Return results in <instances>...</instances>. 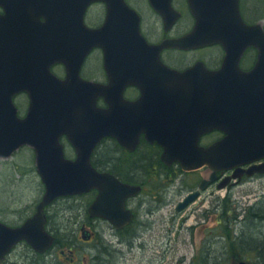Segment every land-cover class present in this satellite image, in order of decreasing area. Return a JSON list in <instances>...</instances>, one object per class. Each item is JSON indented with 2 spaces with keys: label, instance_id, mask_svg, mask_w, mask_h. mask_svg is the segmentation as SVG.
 <instances>
[{
  "label": "water",
  "instance_id": "1",
  "mask_svg": "<svg viewBox=\"0 0 264 264\" xmlns=\"http://www.w3.org/2000/svg\"><path fill=\"white\" fill-rule=\"evenodd\" d=\"M97 1L106 4L105 22L99 27L86 26V11ZM172 1L151 0L167 22L180 15ZM189 1L196 18L194 28L182 37L154 45L141 33L140 16L126 0H0L7 7V13L0 15V157H10L23 145L32 146L38 173L46 186L35 215L22 226L11 227L0 221V263L20 240L42 252L51 246L54 236L45 229L43 210L59 196L95 188L99 194L91 205L93 214H124L126 198L138 193L141 186L124 183L93 165L92 154L105 137L112 136L132 149L144 132L150 142L157 141L164 147L163 159L168 163L179 160L186 171L209 164L212 173L201 183L202 189L217 179V171L236 168L232 176L219 183V188L244 172L252 175L264 171V165L241 167L264 158L263 24L244 21L240 0ZM56 2L61 17L59 34L52 33L56 8L54 12L52 9ZM31 7L36 10L35 15L49 9L50 18L43 28L29 13ZM67 24L70 27L65 29ZM217 43L227 48L224 65L215 73L219 98L213 107L203 109L207 114H201L199 85L195 83L199 79L197 67L179 72L157 66L155 57L165 46L192 48ZM251 46L260 49V59L247 72L240 68L239 59ZM95 47L105 50L108 85L80 75L86 55ZM121 56L134 58L138 69L134 68V76L125 73L130 71L128 67L121 75ZM56 61L66 64L65 79L51 72L50 65ZM182 80L190 84L178 85ZM130 82L138 83L143 91L135 103L122 98V89ZM20 92H27L30 97L25 117L18 115L14 102V96ZM102 95L109 104L107 109L97 103ZM154 103L187 104V110L175 117L164 114L171 119L164 123L154 112ZM204 120L211 124L209 128L214 123L225 132L207 148L198 144L205 129ZM63 134L76 147L75 160L65 156L60 142ZM199 194L191 192L180 202L178 210L187 207ZM239 264L249 262L242 260Z\"/></svg>",
  "mask_w": 264,
  "mask_h": 264
},
{
  "label": "flooded vegetation",
  "instance_id": "2",
  "mask_svg": "<svg viewBox=\"0 0 264 264\" xmlns=\"http://www.w3.org/2000/svg\"><path fill=\"white\" fill-rule=\"evenodd\" d=\"M126 1L129 6L135 9L139 14L141 33L151 44L158 45L162 44L165 40L182 37L189 33L195 26L196 18L191 10L189 0L172 1L173 8L180 13V15L172 22H167L164 19V17L152 5L151 0ZM255 1L256 0H240L241 15L244 21L248 24L262 22L264 26V12L257 11L256 8H253L254 6L252 5ZM56 3L57 5L52 9V12H54V8H56L55 14L52 15V33L57 32V34H59V21L61 17L59 15V8L57 7L58 2ZM95 5L101 6V17L94 22H87L88 12ZM6 13L7 7L0 4V15H5ZM29 13L35 16V22L40 23L41 28L47 24L50 18L49 9H45L41 14L35 15L36 10L31 7ZM106 13L107 7L105 3H93L84 16L85 25L91 27H99L103 25L106 19ZM55 20L57 22H55ZM69 27V24H67L64 28L67 29ZM43 30L45 31V29ZM226 58L227 48L219 43L192 48L165 46L160 48L157 59L155 57V64L179 72H184L197 67L199 79L196 80L195 83H197V86L199 85V100L201 101L200 106L198 107L201 114H207L203 109H209L210 105L213 107V102L219 98L218 78L215 73L223 67ZM259 59L260 49L253 46L248 47L239 59V66L243 71H251L257 65ZM130 65L131 69L129 67ZM118 67L121 75L126 71H123V69L128 67L130 71L125 73H127L128 76H134L135 63L133 57L121 56ZM135 69L138 70L137 67ZM50 70L59 78L65 79L67 76V67L64 62L56 61L52 63L50 65ZM80 75L86 80L98 82L103 85H108L110 83V75L106 67V55L103 48L95 47L88 55H86L81 65ZM177 84L184 86L190 83L182 80ZM169 85L171 86L172 83L169 82ZM142 94L143 91L136 82L127 83L122 89V98L127 103L137 102L142 97ZM21 95L25 96L24 105H27L25 112L20 108V105L16 101ZM173 97L174 95L169 96V98ZM14 100L19 110V116L24 117L27 114L29 107V95L26 92H20L14 97ZM97 103L104 109L109 108V104L104 95L97 99ZM152 108L156 114L160 115L165 123L169 122V120L171 121V119H168L164 114H168L170 117H175L178 113L181 115L183 109L184 111L187 110V104L167 106L162 103H154ZM204 126L205 129L202 131L198 141L200 147L207 148L225 135V132L216 127L214 123H212L213 127L209 128L211 124L207 120H204L203 127ZM106 138H111L116 141L118 168H116V171L102 167H97V169L101 172L114 174L122 182L142 186L141 191L126 198L123 208L124 214L118 216L93 214L91 211V204L99 194L96 189L87 193L58 197L45 207V214L47 216L46 228L55 236V242L53 245L45 252H39L30 246L25 240L19 241L11 251L5 255V258L0 264H46L49 259L53 264H156V261H158L159 264H164L167 261L170 251L169 249H166V246L171 242L170 231L172 230V226L170 223H167L168 221L164 215L162 218L158 215L161 212L163 213L164 209H170L168 207L171 204V200L164 198L162 202L151 207L149 205V199L153 197L150 198L148 195L147 197L141 196L144 194L146 187H149L151 181L154 180L149 176L151 173L153 176L156 173L161 172L164 176L166 174V177H169V181H175L179 178L182 179L184 175L191 173L192 171H184L182 169V162L179 160H173L171 163L166 162L163 159L164 147L157 141L150 142L146 138L144 132L141 133L138 144L132 149L126 147L114 137ZM60 142L63 145L66 158L75 160L77 158V150L70 137L63 134L60 137ZM23 149L31 150L33 152V158L31 161H35L36 163V153L32 148L30 149V147H21L14 152L13 157ZM140 161H146L147 170L145 177L137 179V176L128 173V167L134 166ZM262 165H264V158L253 163L245 164L242 166V169ZM208 168L209 164H204L203 170H197V174L200 176L196 185L197 188L201 181L205 178H209L211 170ZM233 171L234 170L217 171V181L208 184L206 188H209L214 184L217 186L220 179L232 175ZM35 174L38 176L40 185L39 189H41L40 191H42L43 194L37 200V203L34 206V212L15 223L9 222L0 216V220L7 225L11 227L21 226L37 211V206L45 193V185L41 178H39V175L37 173ZM242 176L241 182L253 180L255 178H264V171H257L251 176H248L247 173L244 172ZM197 188L195 187L194 190ZM167 191H169V188L164 191V193L168 195ZM191 191L193 190H190L189 192ZM87 194L92 197L88 201L87 206L79 208L78 211L74 213L76 221H74L73 232L66 235L61 233L60 236H62V239L60 240L57 229L61 227V224L58 222L60 215L57 206L59 207V203L61 202L75 198L78 199ZM155 194V192H152V195ZM187 194H185V196ZM185 196L177 202L175 207L177 212H181L178 211L177 205L185 199ZM1 202L3 204H0V206H6V203L0 201V203ZM187 208L182 211H185ZM216 209L217 206L213 207L214 211ZM3 210L6 211V208H3ZM50 217H52V220ZM217 217L216 213L214 218L220 222L221 219ZM75 226L78 227L75 228ZM183 259L184 258H180V262L177 264H182L181 261H183Z\"/></svg>",
  "mask_w": 264,
  "mask_h": 264
},
{
  "label": "rangeland",
  "instance_id": "3",
  "mask_svg": "<svg viewBox=\"0 0 264 264\" xmlns=\"http://www.w3.org/2000/svg\"><path fill=\"white\" fill-rule=\"evenodd\" d=\"M101 9L100 5L93 6L88 12L87 22L98 20L101 17ZM24 98L25 96L21 95L16 101L25 112L27 105H24ZM26 149L14 157L6 159L0 157V201L6 203V206H0V216L14 223L34 212V206L43 194L39 189L38 176L35 174H39L36 172V163L31 161L33 152ZM152 177L154 180L151 181L149 187H146V193L144 192L141 197H147V195L150 198L153 197L149 199L151 207L162 202L164 198L171 200L168 207L170 209H164L163 213L158 215L160 218L164 215L167 223L172 226L171 242L166 246V249L170 251L169 258L164 264H177L180 258H184L181 261L182 264H218L219 259L226 253L222 247L224 241L219 236L223 231L222 227L229 225L235 230H240L244 224L240 221L245 220L246 210L256 201L264 199V178L244 182L236 179L222 189H219L216 184L210 186L185 211L177 212L175 209L177 202L190 190L197 188L196 185L200 179L197 171L184 175L182 179L172 180L173 182L161 172ZM39 178H41L40 175ZM168 188L167 195L164 191ZM152 192L156 194L152 195ZM91 197L87 194L78 199L59 203V207L57 206L60 215L58 222L62 227L60 233L66 235L73 232L74 221H76L74 213L79 208L87 206ZM215 206L217 209L214 211ZM3 208H6V211ZM216 213L217 218L221 219L220 222L214 218ZM259 229L264 232V226ZM242 256L243 260L248 258L252 263L257 260V254L251 248ZM47 261L46 264H53L50 259ZM227 261L230 264H238L240 260L236 261L231 256ZM156 264L159 262L156 261Z\"/></svg>",
  "mask_w": 264,
  "mask_h": 264
},
{
  "label": "trees",
  "instance_id": "4",
  "mask_svg": "<svg viewBox=\"0 0 264 264\" xmlns=\"http://www.w3.org/2000/svg\"><path fill=\"white\" fill-rule=\"evenodd\" d=\"M252 6H254L253 8H256L257 11L264 12L263 0H256ZM116 149L117 144L115 140L111 138L103 139L94 151L92 159L94 166L96 168L102 167L116 171V168H118ZM146 170V161H140L136 165L128 167V173L137 176V179L145 177ZM149 176L151 179L154 178L152 177V173ZM246 213L245 220L240 221V223H244L242 227L240 224V230H235V228H231L229 225L225 228L222 227L223 231L219 236L220 239L224 241L222 247L226 253L219 259L218 264H230L227 260L228 257L230 258L231 256H233L236 261L241 260L243 258L242 254L247 252L249 248L257 254V260L253 263L250 262V264H264V232L259 229V227L264 226V199L261 198L252 204L249 209L246 210ZM238 215L239 214H237V216ZM50 218L52 220V217ZM57 231L59 239L61 240V227H59ZM244 257L246 258V256ZM246 260L249 261L248 258Z\"/></svg>",
  "mask_w": 264,
  "mask_h": 264
}]
</instances>
